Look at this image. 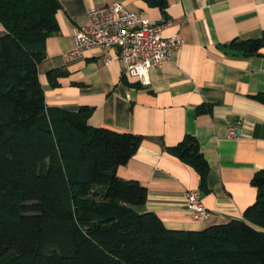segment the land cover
Listing matches in <instances>:
<instances>
[{
    "label": "trees",
    "instance_id": "16d2710c",
    "mask_svg": "<svg viewBox=\"0 0 264 264\" xmlns=\"http://www.w3.org/2000/svg\"><path fill=\"white\" fill-rule=\"evenodd\" d=\"M59 9L58 0H0L7 29L0 37V264H264V169L252 178L257 199L242 218L169 229L155 213L138 210L147 188L117 175L143 137L91 127L89 107L47 106L38 67ZM227 47L261 55L264 32ZM65 75L47 74L53 87ZM251 98L264 104V93ZM168 151L192 166L206 189L209 165L198 140L186 135Z\"/></svg>",
    "mask_w": 264,
    "mask_h": 264
},
{
    "label": "crops",
    "instance_id": "0c3cea01",
    "mask_svg": "<svg viewBox=\"0 0 264 264\" xmlns=\"http://www.w3.org/2000/svg\"><path fill=\"white\" fill-rule=\"evenodd\" d=\"M58 2V29L47 39L38 67L47 106L71 112L89 107L91 127L143 137L117 175L147 188V203L138 210L155 213L169 229L202 230L242 218L257 199L252 178L264 169V104L251 98L264 93V51L245 57L227 46L263 34L264 0H168L166 10L146 0ZM115 2L154 23L169 20L164 35L183 41L169 61L150 71L148 86L125 75L117 49H93L69 59L89 11ZM6 33L0 22V37ZM56 69L66 75L53 87L47 74ZM232 127L239 138L229 137ZM186 135L198 140L209 165L206 189L198 172L168 151ZM189 191L199 193L211 212L208 220L194 221L183 206Z\"/></svg>",
    "mask_w": 264,
    "mask_h": 264
},
{
    "label": "built area",
    "instance_id": "2783aa9c",
    "mask_svg": "<svg viewBox=\"0 0 264 264\" xmlns=\"http://www.w3.org/2000/svg\"><path fill=\"white\" fill-rule=\"evenodd\" d=\"M88 19L76 31L69 59L83 58L86 51L93 49H117L125 75L144 86L150 85V71L169 61L183 45L178 36L164 35V29L171 25L169 20L154 23L122 2L93 8ZM229 137L239 138L240 133L232 127ZM183 206L196 222H204L211 216L196 191L185 194Z\"/></svg>",
    "mask_w": 264,
    "mask_h": 264
}]
</instances>
